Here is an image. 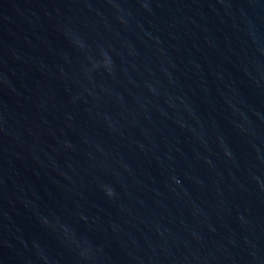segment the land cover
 <instances>
[{"label": "water", "instance_id": "1", "mask_svg": "<svg viewBox=\"0 0 264 264\" xmlns=\"http://www.w3.org/2000/svg\"><path fill=\"white\" fill-rule=\"evenodd\" d=\"M0 264H264V0H0Z\"/></svg>", "mask_w": 264, "mask_h": 264}, {"label": "clouds", "instance_id": "2", "mask_svg": "<svg viewBox=\"0 0 264 264\" xmlns=\"http://www.w3.org/2000/svg\"><path fill=\"white\" fill-rule=\"evenodd\" d=\"M108 194L111 196V195H113V193H112V191L110 190L109 192H108Z\"/></svg>", "mask_w": 264, "mask_h": 264}]
</instances>
